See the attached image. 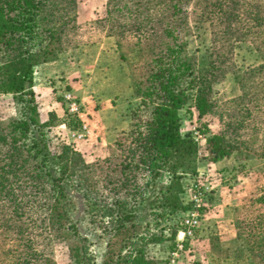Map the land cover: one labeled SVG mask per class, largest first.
<instances>
[{"label":"trees","instance_id":"trees-1","mask_svg":"<svg viewBox=\"0 0 264 264\" xmlns=\"http://www.w3.org/2000/svg\"><path fill=\"white\" fill-rule=\"evenodd\" d=\"M188 7L195 23L206 24L212 33L214 54H231L232 42L241 38L253 41L261 54L257 69L238 75L242 96L233 107L240 115L246 109V122L228 108L219 116L223 125H239L247 144L263 149L264 158V0H109L107 18L85 24H77L75 0H0V94H12L17 108L16 117L0 121V234L11 231L18 240L32 223L47 235L56 231L71 239L73 264H97L76 226H64L71 204L67 193L75 190L90 211L111 219L103 227L110 237L98 264L164 263L148 257L145 246L172 241L175 230L170 236L145 237L134 229V213L144 205L160 210L161 217L182 209V174L195 171L196 154L191 139L179 133L178 111L194 97L199 115L215 113L210 78L223 71L209 63L200 71L195 58L187 56L182 37L188 30L183 13ZM179 11L182 16L171 17ZM105 37L115 38L121 60H126L127 48L137 49L153 65L144 80L130 73L140 104L130 113L129 130L108 147L107 157L88 164L67 144L50 150L46 131L58 117L50 112L47 122L39 119L33 73L60 52ZM221 55L217 64L225 63ZM66 115L67 126L79 124L76 116ZM232 130L224 127L208 138L212 162L238 146L241 133ZM161 171L170 180L156 191ZM5 258L0 264H7ZM259 262L253 254L250 264Z\"/></svg>","mask_w":264,"mask_h":264},{"label":"rangeland","instance_id":"rangeland-1","mask_svg":"<svg viewBox=\"0 0 264 264\" xmlns=\"http://www.w3.org/2000/svg\"><path fill=\"white\" fill-rule=\"evenodd\" d=\"M75 1L77 24L107 18L109 0ZM183 13L188 24V30L182 37L185 52L195 58L196 69L201 71L212 64L223 70L210 78L211 97L218 113L199 115L194 97L179 109V133L191 139L196 154L195 171L182 174V209L161 217L158 215L160 210L140 206L134 213L133 226L145 237L151 234L158 237L160 233L170 236L171 230H175L172 241L148 242L145 246L146 255L163 260V264H250L255 253L260 259L259 264H264V240H261L264 232L263 149L249 146L241 133L242 128L236 124L223 125L219 116V111L226 108L234 113V118L235 114L240 115L237 107H233L235 100L242 96L238 75L257 69L263 60L255 43L248 38L232 42L231 54L224 55L222 51L214 54L213 35L207 25L196 24L190 8ZM175 14L182 16L179 11L171 17ZM97 44L80 45L60 52L54 61L47 62L57 61L56 64H39L37 66H42H36L33 73V89L41 122L49 120L50 112L45 114L43 109L47 102L57 99L62 103L61 116L53 112L58 121H54L46 131L50 150L58 151L60 144H67L88 164L107 157L108 147L129 130L130 113L140 104L133 93L130 73L133 70L137 81L144 80L149 66L153 65L137 49L127 48L126 60H121L114 37H110L102 49ZM108 46L112 52L101 62L100 50L105 52ZM85 48L94 49L86 52ZM219 54L224 55L225 63L217 64ZM64 91L71 92L82 108L77 117L79 124L75 127L65 123L68 112L62 98ZM253 104L250 109H253ZM112 112L116 115L113 116ZM16 115L13 95L0 94V121ZM247 115L245 109L240 115L241 122H246ZM82 123L86 129H82ZM224 127L241 133L236 139L239 144L228 157L212 162L207 140L220 135ZM169 180L170 174L161 171L155 190L159 185L168 184ZM66 199L71 204L64 226H76L98 264L110 237L103 227L110 225L111 219L101 216L97 209L90 211V205L75 190L69 191ZM192 212L197 213L193 234L183 238L181 233H177L184 228L183 220ZM24 230L25 237L18 240L11 231L0 234V259L6 257L4 261L7 264H73L69 253L71 239H62L56 231L47 235L48 231L32 223L27 224ZM59 232L62 234L63 230ZM178 240H183L181 249L177 247Z\"/></svg>","mask_w":264,"mask_h":264},{"label":"built area","instance_id":"built-area-1","mask_svg":"<svg viewBox=\"0 0 264 264\" xmlns=\"http://www.w3.org/2000/svg\"><path fill=\"white\" fill-rule=\"evenodd\" d=\"M62 98L66 105V110L68 114L79 117L82 111V108H81V105L77 102L76 98L73 96V94L69 91H64L62 94ZM82 129H86V125L83 123H82ZM196 201H198V199H196ZM196 217H197L196 212H192L189 215H187V217L183 220L184 228L178 231L177 235L181 233L183 238L192 236L193 228L196 223ZM182 241L183 240H178L177 247L179 249H181L183 246Z\"/></svg>","mask_w":264,"mask_h":264},{"label":"crops","instance_id":"crops-1","mask_svg":"<svg viewBox=\"0 0 264 264\" xmlns=\"http://www.w3.org/2000/svg\"><path fill=\"white\" fill-rule=\"evenodd\" d=\"M110 41V37H105L101 42H99L97 45H100V48L102 49L104 47L105 43H109ZM94 46V45H93ZM96 46V45H95ZM95 48V47H94ZM94 48H85L83 50H85L86 52L93 50ZM96 49V48H95ZM105 52H103L102 50H100V54H101V59L104 57H107L109 55V52H112V48L111 46H108L105 50ZM103 61V59L101 60V62ZM57 61L52 62V63H45V64H56ZM42 64V65H45ZM120 64V63H118ZM40 65V66H42ZM37 66L36 68L40 67ZM35 73V72H34ZM44 111L45 114H47V112H54L57 116H61L62 113V103L60 101H58L57 99H52L49 102H47L46 105H44ZM113 116H115L116 114L114 112L111 113ZM109 118V117H108ZM104 126V125H103Z\"/></svg>","mask_w":264,"mask_h":264}]
</instances>
